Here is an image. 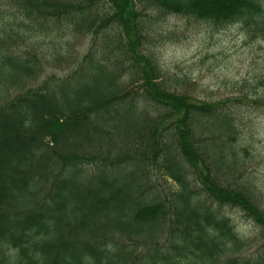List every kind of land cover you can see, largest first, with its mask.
Returning a JSON list of instances; mask_svg holds the SVG:
<instances>
[{"label":"trees","instance_id":"trees-1","mask_svg":"<svg viewBox=\"0 0 264 264\" xmlns=\"http://www.w3.org/2000/svg\"><path fill=\"white\" fill-rule=\"evenodd\" d=\"M166 14L264 38L261 0H0V264H264L235 118L146 52Z\"/></svg>","mask_w":264,"mask_h":264},{"label":"rangeland","instance_id":"rangeland-1","mask_svg":"<svg viewBox=\"0 0 264 264\" xmlns=\"http://www.w3.org/2000/svg\"><path fill=\"white\" fill-rule=\"evenodd\" d=\"M244 28L249 29L240 23L217 25L193 17L157 15L146 52L178 91L200 100L218 102L232 113L238 125L240 144L248 150L245 175L264 208V38ZM52 35L44 42L64 46L65 40H71V37ZM91 38L88 34L73 41L80 56L91 44ZM69 71L54 72L63 77ZM152 171L153 183L162 190L174 185L171 180L160 178L154 168ZM222 211L230 218L236 232L250 242L248 252L264 246V232L252 221L237 209L223 208Z\"/></svg>","mask_w":264,"mask_h":264}]
</instances>
